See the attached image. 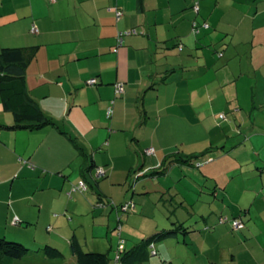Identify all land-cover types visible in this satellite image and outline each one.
Returning <instances> with one entry per match:
<instances>
[{"label": "crops", "instance_id": "crops-1", "mask_svg": "<svg viewBox=\"0 0 264 264\" xmlns=\"http://www.w3.org/2000/svg\"><path fill=\"white\" fill-rule=\"evenodd\" d=\"M192 1L0 0V51L22 48L26 101L51 120L24 126L42 119L4 109L0 94V237L29 248L1 264H76L72 236L107 255L116 237L114 255H124L165 230L174 233L155 241L154 257L129 264H264V0H200L197 16ZM196 17L209 27L193 34ZM219 112L228 119L204 133L203 149L163 143ZM142 147L154 154L141 156ZM189 154L204 163L168 164ZM82 179L86 188L70 191ZM100 199L134 208L118 228ZM220 214L244 227L219 224ZM45 244L63 257H47Z\"/></svg>", "mask_w": 264, "mask_h": 264}, {"label": "trees", "instance_id": "trees-1", "mask_svg": "<svg viewBox=\"0 0 264 264\" xmlns=\"http://www.w3.org/2000/svg\"><path fill=\"white\" fill-rule=\"evenodd\" d=\"M200 0H193L191 4V8L195 15L197 16L200 12V5H199ZM122 14L121 10H117ZM120 14V16H121ZM119 16V17H120ZM209 27V24L206 20H199L196 18L193 19L192 21V33L193 34H198L201 29H207ZM121 33V35H120ZM137 33V30L135 28H131L129 30H122L119 31L117 34V45L120 46L122 44V39L124 35L128 34H134ZM120 35V36H119ZM120 38V40H119ZM177 47L179 50L182 49V44L178 43ZM219 56H222L223 52L220 51L218 52ZM26 67V62L23 57V50L22 48H16V47H3L0 51V94H1V99H2V104L4 109L10 110V111H15L18 112L21 116L25 117H30L33 118L34 120H39L40 118L42 121L40 123H32V124H27L24 126L28 127H36L41 125L42 123H51V120L44 117L38 108L35 106H32L30 103L26 101V94H25V86L22 82V77L25 71ZM123 92V91H122ZM121 92V93H122ZM120 94V93H115ZM111 108V106H109ZM112 110V109H111ZM217 123L219 124L222 121H226L228 119L227 114L224 112L217 113ZM19 126V124L13 125V127ZM239 129V128H238ZM240 134V139L236 141V143H240L243 141L245 138V135L243 132L239 131ZM148 148V147H146ZM144 148V149H146ZM226 148V147H225ZM224 146L219 147L218 151L221 152L223 151ZM227 151V150H226ZM225 152V151H224ZM141 156H147L144 153V150L140 153ZM153 155V154H149ZM197 157L198 155H174L171 160H169L168 164L173 163V162H178V163H187V164H192L195 166H200L202 163H204V160L198 161L197 162ZM207 158V157H206ZM196 161H195V160ZM97 167H103L104 174L102 176H105L106 174V169L104 166H96ZM159 169L152 170L150 172H143L142 170H138L132 173V176L134 180L136 178H139L143 175H156L158 174ZM96 174V170H95ZM101 176V177H102ZM85 182V188H86V180L82 179ZM79 183V182H78ZM74 186V185H73ZM72 186V188H73ZM70 189V191H80L82 192L83 190H75V189ZM69 193V192H68ZM96 206H109L112 208V210H115L117 213V221H118V228L120 227V214L123 212H128L129 210H132L134 208V202H121V203H115L112 200H102L100 199L97 203H95ZM124 204H127L128 207L123 210L122 206ZM220 218H226L223 222H219ZM234 219H238L242 222V226L237 228L240 229L243 227L244 222L242 219L239 217H228L226 215L220 214L218 215L217 222L219 224H229L231 229L235 230L232 227V221ZM18 219L14 223L15 225L19 224ZM11 223L13 224L12 220ZM173 230H165L163 232H155L152 235L143 238L140 242L136 243L132 249L129 251H126L124 255H120L117 253L116 261L118 264H127L129 263H134L136 260H142L146 259L147 257L151 255H156V250L154 243L157 239L162 238V237H167L172 235L174 232ZM69 250L70 254L75 257L76 264H108V255L106 252H97V251H91V250H85L81 244L78 242L77 238L75 236H72V238L69 241ZM29 251V248L24 245L23 243L19 241H14V240H7L4 237H0V264L2 263V260L4 259H19L23 257L25 254H27ZM43 253L50 258H59L63 257V254L60 250L57 248L45 244L42 247ZM154 252V253H153Z\"/></svg>", "mask_w": 264, "mask_h": 264}, {"label": "rangeland", "instance_id": "rangeland-1", "mask_svg": "<svg viewBox=\"0 0 264 264\" xmlns=\"http://www.w3.org/2000/svg\"><path fill=\"white\" fill-rule=\"evenodd\" d=\"M256 49H257V51H258V46H256L255 47ZM263 71H264V68H263ZM189 113H191V112H189ZM220 113V112H219ZM195 115L196 113L195 112H192L191 113V115ZM190 115V116H191ZM211 115H212V112H211ZM213 116V115H212ZM229 116H231V114H229ZM206 118V117H205ZM208 119V118H207ZM205 120L204 118H202V120L201 119H198V120H196V121H194L195 123L194 124H190V122H188L189 123V125H186L189 129L188 130H186L185 128H184V131L183 132H185V133H182L181 131H179L178 130V132H180V134H179V140H177V139H173V138H171V140L169 139V140H166L165 142H163V143H167V144H173V148L175 149V150H177V149H182V150H184L185 152H186V150H189V151H192L193 149H198V148H200L201 147V149H203L204 147H206L207 145H209V142L211 141V139H209V138H206V136L204 135V133H207L208 132V129L209 128H211L212 129V132H215L216 131V128H217V126H218V123H217V121L213 118V121H211V120ZM184 123H186V122H184ZM215 126H216V128H215ZM162 127V126H161ZM160 127V128H161ZM181 128H182V125L180 126ZM191 127H193V129H191ZM189 133V134H188ZM188 137V138H193L194 140H181L183 137ZM172 137V136H171ZM203 139V140H202ZM175 140L176 141H178L177 143H175ZM205 140V141H204ZM205 145V146H204ZM204 146V147H203ZM203 147V148H202ZM146 148V147H145ZM200 149V150H201ZM144 150V148L142 147L141 148V150H140V153L142 152ZM228 175H232V172H229V174ZM114 214H115V218L117 219V215H116V212L114 211ZM89 218V219H88ZM91 218V214H88V217H86V216H82V217H80V220L83 222V225H85V227H84V229H82L80 226H78L77 227V229H78V232H79V237H80V239H81V237H83V234H86L87 235V237L90 235V232H91V223H90V219ZM238 218V217H237ZM103 217H100L99 216V220L102 222V221H104L105 219H103ZM81 222V223H82ZM118 222V221H117ZM122 222H123V220H122ZM118 224V223H117ZM99 226V225H98ZM243 227H244V225H243ZM105 230L106 229H102V231L103 232H105ZM122 235L124 236V233H122ZM7 240H10V239H7ZM111 240H113L112 242H111V245H113V247H114V249H115V245H116V243H117V238L116 237H113V238H111ZM15 241V240H14ZM84 240H83V238L81 239V242H83ZM109 241H110V239H109ZM107 245H108V243H107ZM114 249H110V251L108 252V256H109V258H110V260H109V263L108 264H112V262H113V260H114V262H115V264H117L116 263V255H114L115 253H114ZM156 249V248H155ZM154 257L155 255H151V257ZM114 257V258H113ZM150 257V258H151ZM159 257H161L162 258V256H160V255H157V258H159ZM161 261V260H160Z\"/></svg>", "mask_w": 264, "mask_h": 264}, {"label": "built area", "instance_id": "built-area-1", "mask_svg": "<svg viewBox=\"0 0 264 264\" xmlns=\"http://www.w3.org/2000/svg\"><path fill=\"white\" fill-rule=\"evenodd\" d=\"M116 14H117V16H120V12L119 11H117L116 12ZM31 31H35V28H32V30ZM120 35H121V33H120ZM119 35V36H120ZM119 40H120V38H119ZM87 83H89V84H94L95 83V79H89L88 81H87ZM123 91V85L121 84V83H119V84H116L115 85V93H121ZM112 113V110H111V108L110 107H108L107 108V115L109 116L110 114ZM144 153L146 154V155H149V154H154V148L153 147H148V148H146V149H144ZM104 169H103V167H97L96 168V175L97 176H102L103 174H104ZM85 188V182L83 181V180H80L79 181V183L75 186H73V188L72 189H75V190H83ZM128 207V205L127 204H124L123 206H122V209L123 210H125L126 208ZM226 218H220L219 219V222H223L224 220H225ZM16 218H14V220L12 221L13 223H15L16 222ZM242 226V222L240 221V220H238V219H234L233 221H232V227L234 228V229H237V228H239V227H241ZM154 253V252H153ZM117 257V256H116Z\"/></svg>", "mask_w": 264, "mask_h": 264}]
</instances>
